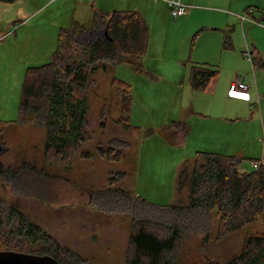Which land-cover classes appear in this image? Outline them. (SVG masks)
<instances>
[{
    "label": "rangeland",
    "instance_id": "374dc122",
    "mask_svg": "<svg viewBox=\"0 0 264 264\" xmlns=\"http://www.w3.org/2000/svg\"><path fill=\"white\" fill-rule=\"evenodd\" d=\"M77 1L79 3L75 6L73 0L61 1L27 25H24L25 21L16 22L10 25L9 31L0 34V129L11 128L13 131L4 143L0 141V162L4 170L12 167L13 161H19L15 166L32 163L37 169L45 168L49 175L43 180L28 172L20 174L19 188L30 182H33L34 189L38 188L36 196L39 199L26 198L25 203L23 199L27 192L16 193L9 184L0 180V197L6 201V207L2 210L7 214L10 201L15 198L22 201L20 207L38 231V234L33 232L35 241L45 235L53 240L60 253L71 251L78 254L83 260L81 264H126L130 213L106 214L95 210L91 202L96 191L123 188L133 197L139 196L157 205L186 204L187 190L183 191V197L177 196L176 178L182 163L186 160L191 162L195 152L200 150L197 146L198 124L202 125L204 121L199 114L201 110L232 118V122L229 119L218 120L223 124L220 132L229 127L234 131L229 136L239 138L241 133L248 136L246 143H250L252 153L245 155L247 157L243 159L241 167L249 168L250 161L262 157L264 55L260 56L262 61L259 64L255 65L254 61L257 59L256 46L264 52V23L249 18L244 9L251 6L255 18H258V14L264 13V0H234L235 7L240 9L235 17L232 10L225 9L234 17V23L224 25L225 30L234 32V24L241 36V40L234 43L236 56L240 55L241 59L225 60L226 66L216 65L219 71L234 72L233 68H238V76L250 86L253 94L251 101L232 106L226 96L218 95L212 104V96L193 90L188 81L190 64L185 67L184 63L175 64V61L180 51L186 52L193 42L198 49L207 48L208 43L215 41L211 31L193 38L199 24L212 22V16L207 12H197L190 22H186L190 11L188 6L187 15L174 19L168 4L171 0H150L141 9L149 31L146 53L139 59L107 64L104 70L94 75L95 82L86 97L88 126L82 131L83 138L77 141L76 150L64 158L62 153L46 157V136H53V129L48 133L43 128L16 123L21 85L26 70L48 63L57 48V31L48 26L56 21L63 22L58 10L73 11V20L77 21L79 16L86 19V26L91 24L92 19L87 17L86 12L91 14L95 8L89 6V0ZM180 1L186 4L185 0ZM108 4L113 5L114 1H99L95 7L103 9ZM129 4L135 3L131 1ZM241 24L244 25L245 39ZM68 26L66 21L63 27ZM93 37L92 33H87L79 42ZM247 52L251 60L245 55ZM76 53L74 49H64L65 63L69 68L74 63ZM112 77L131 85L129 124L139 128L137 134L123 132L121 124L124 120L121 118L126 115L122 113L115 86L110 84ZM200 106H207L208 109H198ZM173 122L185 125L182 142L178 143L173 138ZM207 123L212 124V121ZM117 139L123 140L125 146L116 148L120 151L119 159L108 160L107 153L112 152ZM54 148L61 150L58 146ZM119 172L124 176L112 180L110 184L109 178ZM81 206L84 210L74 211ZM8 229L9 226L4 231L8 232ZM256 234L264 236V220L263 223L245 225L227 236L221 245L213 240L210 249L217 251V254L230 253L238 249L247 236ZM22 239L21 236L18 240ZM33 240L30 238V241ZM206 258L202 235L188 234L182 242L178 264H197Z\"/></svg>",
    "mask_w": 264,
    "mask_h": 264
},
{
    "label": "trees",
    "instance_id": "16d2710c",
    "mask_svg": "<svg viewBox=\"0 0 264 264\" xmlns=\"http://www.w3.org/2000/svg\"><path fill=\"white\" fill-rule=\"evenodd\" d=\"M0 1L11 3L15 0ZM250 9L246 11L247 16L264 23V13L255 18ZM105 30L108 35H104ZM89 32L96 34L86 42H79ZM147 37L143 18L133 10L94 13L89 26L72 21L68 27L59 29L57 48L52 52L51 60L41 66L29 67L25 72L16 122L43 128L48 133L53 129L54 135L46 136V157L62 153L64 158L69 152L70 156L74 153L77 141L83 138L82 131L88 126L86 97L95 82L94 75L104 70L107 64L116 65L141 58L146 50ZM223 46H230L228 37ZM63 49L77 52L71 68L65 63ZM216 73L209 66L191 67V88L204 89ZM110 82L116 88L122 113L126 115L121 118L124 120L121 124L123 132L139 133V128L129 124L130 84L116 77H112ZM171 128L173 138L178 143L182 142L185 125L173 122ZM12 132L11 128L0 129V141L4 143ZM114 144L112 152L107 153L108 160L119 159L120 151L116 148L125 146V142L118 139ZM102 155L106 156L103 152ZM242 161L233 155L196 151L191 162L186 160L182 163L176 178L177 196L183 197V191L187 190L186 204L157 205L139 196L133 197L123 188H107L95 192L91 207L106 214L130 213L126 264H178L180 248L188 234L202 235L207 258L197 264H264V236L261 235L247 236L243 244L230 253L217 254L210 249L213 240L221 245L227 236L245 225L264 220V145L262 157L254 161L259 163L258 166L250 171H241ZM18 163L13 161V166L4 170L0 162V180L9 184L16 193L27 192L29 196L24 193V203L26 198L38 200V188L34 189L33 182L24 187L17 186L20 174L28 172L43 180L49 175L45 168L37 169L35 164L27 162L15 166ZM120 176L124 173L111 176L109 183L120 179ZM9 203L8 213L4 214L2 209L6 207V201L0 197V251L50 255L62 264L83 262L78 254L71 251L60 253L53 240L45 235L35 241L33 232L38 234V231L20 207L22 201L15 198ZM76 210L84 209L81 206ZM8 226V232H5ZM21 236L23 239L18 240ZM30 238L34 240L30 241Z\"/></svg>",
    "mask_w": 264,
    "mask_h": 264
},
{
    "label": "crops",
    "instance_id": "0c3cea01",
    "mask_svg": "<svg viewBox=\"0 0 264 264\" xmlns=\"http://www.w3.org/2000/svg\"><path fill=\"white\" fill-rule=\"evenodd\" d=\"M61 1H66V0H15L14 2L11 3L0 1V34L9 31L11 28L10 25L16 22L25 21L24 25H27L32 20L38 19L47 8ZM99 1L105 2V0H89L90 2L89 6L91 8L92 7L95 8L94 10L91 11V14L88 11L86 12L87 17L89 16L90 19H92L93 14L97 12L103 14H113L121 10H133L138 12L145 22L141 9L150 0H113L114 1L113 5L108 4V7L105 6L103 9L102 8L96 9L95 6ZM131 1L134 2L135 4L130 5L129 2ZM184 2H186V4L190 8L186 22H190L192 16L196 15L197 12H207L212 16V18H210L212 19V22L199 24L198 28H196L195 30V34L193 35V38H195L196 35H197L196 37L198 38L200 34H204L206 31H211L214 34L213 36L215 41L208 43L207 48H198V49L195 48V43L193 42L192 44H190L186 52L180 51V55H178L175 64L184 63L185 67L188 64H190V69L193 66H209L215 69L216 65L226 66L227 64H225V60L233 61L236 57L241 59L240 55L236 56V52H235L236 46L234 44L236 43L237 40L238 41L241 40L239 31L236 30V26H234V24L232 26V31L234 32L231 33L225 30L224 27V25H227L229 22L234 23V17L240 11L239 8L235 7L234 0H185ZM73 3L75 6L79 2L77 0H73ZM204 3H208V4H204ZM204 5H209V6H204ZM211 7H218V8H211ZM248 8L252 9L251 6L246 7L244 9L245 14ZM225 9L232 10L234 13L233 14L234 17L230 15L231 13L227 12ZM251 9L249 10L250 12H252ZM58 11H59L58 15L63 19V22L56 21L55 23L53 22L52 25L48 26L50 27L51 30L53 27L54 31H57V34H58V29L66 25V21H68L69 25L71 24L72 21H75L73 20V18H75L73 11L70 13L64 10L63 11L58 10ZM188 13H186V15ZM259 15L261 14H258V17ZM253 16L255 15L253 14ZM77 19L79 24L86 26V22H85L86 19L79 18V16H77ZM145 24L148 32L147 46H146V50H147L149 31L146 22ZM241 31L245 39V35L243 32L244 25L241 26ZM89 33H92L93 35L96 34V32H89ZM227 37L229 38L230 46L225 48L223 45ZM254 42L256 43L255 40ZM255 49H256L255 52L257 53V59H255L254 63L255 65H257L262 61L260 56L261 55L263 56L264 52H261L257 46L255 47ZM63 53H64V49L62 50V54ZM190 69H189V73H190ZM215 70L217 71L216 75L217 74L218 75L211 77L204 89L195 90V91H201L205 95L212 96V104L214 103L215 97L218 95L226 96L225 97L226 100L232 106H237L242 103H247L253 99V94L250 92L249 85L247 91L248 98L232 96L229 95L228 93L233 78L239 77L241 79V77L238 76V71H239L238 68H233L232 71L234 72H227L226 70L224 71L223 69H220L219 71L217 68ZM189 73H188V81H189ZM225 73L228 74L225 76V78H223ZM130 90H131V85H130ZM198 109H208V107L200 106ZM199 114L202 115L204 120L202 125L198 124L200 128L198 132V142H197V146L200 149L199 151H211L215 153L233 155L242 160L245 157H247L245 155H251L249 153H252V150L250 149L251 147L250 143H246L248 138L246 134L242 135L241 133L239 138H236L235 136H229L232 132H234L233 130L229 129V127H226L225 129H223V131L220 132V130L223 128V124L222 121H218V120L228 121L229 119V122H232V118L230 116H225L221 114L215 115L211 111H206V110L199 111ZM208 121H212V124H208L207 123ZM218 122H221V124H217ZM219 134L220 137H217V135ZM252 168L255 167L252 166H249V168L241 167V171H250ZM261 223H263V221H261ZM256 235H262V234H256Z\"/></svg>",
    "mask_w": 264,
    "mask_h": 264
},
{
    "label": "built area",
    "instance_id": "2783aa9c",
    "mask_svg": "<svg viewBox=\"0 0 264 264\" xmlns=\"http://www.w3.org/2000/svg\"><path fill=\"white\" fill-rule=\"evenodd\" d=\"M168 4L170 6L171 15L174 19H177L183 15H186L188 5L184 4L180 0H171V1H168ZM242 20H244L243 17H242ZM14 27L17 28L16 26ZM245 55L248 57V59L251 60V57L248 52ZM229 89H230L229 95L248 98V92H247L248 85L245 84L239 77H235L232 80ZM258 164H259L258 162H254V161L250 162V165L252 167H256L258 166Z\"/></svg>",
    "mask_w": 264,
    "mask_h": 264
},
{
    "label": "water",
    "instance_id": "95a60500",
    "mask_svg": "<svg viewBox=\"0 0 264 264\" xmlns=\"http://www.w3.org/2000/svg\"><path fill=\"white\" fill-rule=\"evenodd\" d=\"M104 35H108L104 31ZM0 264H62L50 255H35L29 253L4 250L0 251Z\"/></svg>",
    "mask_w": 264,
    "mask_h": 264
}]
</instances>
